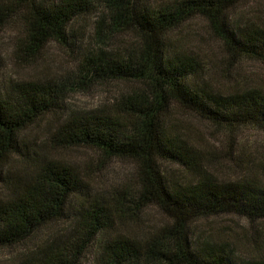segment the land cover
<instances>
[{
	"label": "trees",
	"instance_id": "obj_1",
	"mask_svg": "<svg viewBox=\"0 0 264 264\" xmlns=\"http://www.w3.org/2000/svg\"><path fill=\"white\" fill-rule=\"evenodd\" d=\"M245 0H104L99 29L136 34L137 51L89 52L73 71L79 86L108 81L143 84L142 92L122 97L110 110L74 113L52 134L59 147H90L107 157L130 159L139 169V184L111 198L91 200L89 184L77 168L59 159L43 162L8 199H0V246L25 242L55 222H70V236L37 245L21 264H79L95 246L93 264H264L243 259L225 243L194 240L190 226L201 218L236 214L264 220V181L256 177L220 182L195 163L197 152L171 131L165 118L172 105L214 125L234 131H264V88L233 93L216 89L204 78L200 59L173 50L171 34L200 16L234 59L264 64V28L234 21L232 9ZM90 0H0V26L17 17L22 25L18 52L35 59L50 41L66 43L67 29L93 13ZM0 67V179L8 158L22 152L21 135L44 116L62 110L63 92L52 81L9 83ZM162 162L194 171V179H172ZM159 207L170 225L144 238L116 231L136 222L137 212Z\"/></svg>",
	"mask_w": 264,
	"mask_h": 264
},
{
	"label": "rangeland",
	"instance_id": "obj_2",
	"mask_svg": "<svg viewBox=\"0 0 264 264\" xmlns=\"http://www.w3.org/2000/svg\"><path fill=\"white\" fill-rule=\"evenodd\" d=\"M93 13L73 21L67 29L66 43L50 41L35 59L18 52L22 25L17 17L0 26V67L5 89L9 83L29 80L52 81L62 88V110L44 116L22 135V152L12 154L0 179V199L11 198L43 162L59 159L77 168L89 184L90 199L111 198L116 193L139 184L135 161L107 157L90 147H59L52 134L70 115L112 109L122 97L145 90L133 81H108L79 86L73 71L95 48L109 52L137 51L141 42L133 32L115 33L99 29V7L104 0H90ZM151 4L174 0H143ZM234 21L257 24L264 28V0H245L232 9ZM173 50L188 51L204 66V78L216 89L229 93L264 88V64L251 59H234L210 32L208 22L197 16L171 34ZM165 123L197 152L195 163L205 175L220 182H235L256 177L264 181V131L249 126L234 131L222 129L199 115L172 105ZM160 167L172 179H194L196 173L168 162ZM136 222L118 226L116 231L144 238L153 230L170 225L169 216L159 207L149 206L137 212ZM70 222L52 223L14 246H0V264H21L37 245L49 239H66ZM194 240H210L228 244L243 259H264V220L251 221L236 214L201 218L190 226ZM95 246L88 249L79 264L95 262Z\"/></svg>",
	"mask_w": 264,
	"mask_h": 264
}]
</instances>
